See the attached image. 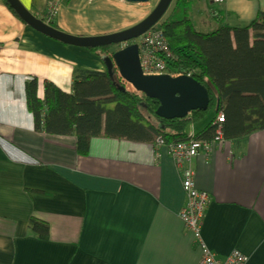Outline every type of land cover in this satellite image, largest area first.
Wrapping results in <instances>:
<instances>
[{"label":"crops","instance_id":"1","mask_svg":"<svg viewBox=\"0 0 264 264\" xmlns=\"http://www.w3.org/2000/svg\"><path fill=\"white\" fill-rule=\"evenodd\" d=\"M19 1L37 19L51 5ZM123 2L64 0L52 19L56 27L49 26L106 35L112 26L91 34L94 21L122 10L133 18ZM200 3L218 5V22L229 27L246 26L264 10V0ZM117 22L116 29L131 24ZM75 69L106 71L93 51L36 32L0 0V264H197L199 249L179 217L187 168L209 195L200 225L206 246L219 260L237 250L246 264H264V130L223 140L184 165L156 141L124 140L121 127L120 138H91L80 154L74 136L34 130L24 91L35 79L41 99L45 83L70 94ZM204 126L191 123L187 133ZM32 221L47 226L44 238Z\"/></svg>","mask_w":264,"mask_h":264},{"label":"trees","instance_id":"2","mask_svg":"<svg viewBox=\"0 0 264 264\" xmlns=\"http://www.w3.org/2000/svg\"><path fill=\"white\" fill-rule=\"evenodd\" d=\"M2 1L15 15L5 0ZM173 1L168 16L154 28L162 32L168 47L169 73H190L207 90L206 110L191 112L187 119H161L155 115L156 100H141L135 92L119 89L123 84L115 68L112 81L106 71L75 69L70 94L45 83L41 99L37 95L36 80L25 81L26 107L32 115L34 130L74 136L80 154L86 153L91 138H120V127L124 140L161 139L169 145L188 139L189 124L208 119L193 139L209 142L214 137L211 122L220 112L224 117L223 140L244 141L254 132L264 130V10L258 11L246 26L229 27L218 22L216 30L204 33L194 28L190 0ZM107 47L88 50L100 58L117 49L107 51ZM31 225L45 237L46 225L36 221Z\"/></svg>","mask_w":264,"mask_h":264},{"label":"water","instance_id":"3","mask_svg":"<svg viewBox=\"0 0 264 264\" xmlns=\"http://www.w3.org/2000/svg\"><path fill=\"white\" fill-rule=\"evenodd\" d=\"M126 3H146L148 0H122ZM15 15L36 32L64 45L80 48H99L120 45L129 42L147 32L157 24L167 11L172 0H159L152 11L134 26L106 35L74 36L57 30L43 23L32 15L19 0H5ZM106 73L113 80L114 68L119 77L129 84L134 91L145 98L158 102L155 115L161 119H187L191 112L206 110L209 95L203 85L186 75L170 76L168 74L153 76L142 73L138 48L134 43L119 48L111 55L100 57ZM124 91L123 86H119Z\"/></svg>","mask_w":264,"mask_h":264},{"label":"built area","instance_id":"4","mask_svg":"<svg viewBox=\"0 0 264 264\" xmlns=\"http://www.w3.org/2000/svg\"><path fill=\"white\" fill-rule=\"evenodd\" d=\"M63 1L51 0V5L44 17L41 18V21L47 25L51 24ZM211 1L214 3L223 2V0ZM134 43L138 48V58L143 74L153 76L168 74L175 76L169 73L167 69L166 58L170 57V53L160 30L152 28L134 39ZM184 75L191 76L190 73ZM138 96L141 100L144 98L141 94ZM223 120L224 117L221 112L212 120L211 125L214 127V137L209 142L193 139V134H189L187 140L169 145L164 144L161 139H157L155 142L156 146H166L168 154L175 163L188 164L199 152H208L213 145L222 143L221 124L224 122ZM181 174V186L187 203L181 209L179 217L184 227L191 233L199 249L200 256L197 264H246L248 258L237 250L231 251L224 260H219L206 246L201 237L200 225L204 209L209 203V195L206 191L198 190L195 187L193 173L189 168L185 169Z\"/></svg>","mask_w":264,"mask_h":264},{"label":"rangeland","instance_id":"5","mask_svg":"<svg viewBox=\"0 0 264 264\" xmlns=\"http://www.w3.org/2000/svg\"><path fill=\"white\" fill-rule=\"evenodd\" d=\"M158 1L159 0H148V2H146V3H126V2H123L124 3L123 5L127 8H129V10H130L129 14L133 15V18L127 14L126 10H122L121 13H119L120 17H116V18H114L115 16L114 17H108V18H105V21H103V19L101 20L98 18L96 21H94V27H93V29H91V34L92 33L94 34V33H97V32L103 31V30H105L103 34H109L112 32H117L120 30L130 28V27L134 26L135 24H137L138 22H140L142 20V18H145L152 11V9L155 7V5L158 3ZM63 2H61V5ZM173 3H174V1L172 0L170 6L168 7L167 11L162 16L160 21H163L165 19V17L168 16L170 10L173 7ZM63 7L66 8L67 6L65 5ZM195 8L199 9V11L196 10L195 14H193L192 11ZM190 10H191L190 17L193 21L194 28L197 31L208 33V32H211L213 30H216L218 28V26L220 24V23H218V5L207 4V6H204L200 3V0H190ZM219 10H220V8H219ZM215 11H217V15L214 16L213 14H215ZM64 16H66V15L64 14ZM100 17H102V16H100ZM134 17H135V19H134ZM111 18H114L117 20H112ZM66 19H67V21H69V19L67 17H66ZM139 19H141V20H139ZM123 20H125L127 24H129V23H131V24H129L128 27H125V28L122 27L124 29L114 28V26H116V24L113 26V21H118L117 23H121ZM110 21H112V22H110ZM160 21L158 22V24L160 23ZM221 24H223V22H221ZM51 25L55 26L54 23ZM106 26H112V27H111V29H109V28L103 29V27H106ZM58 30L65 32L67 34H70V35H75V33H73L74 30H72L71 28H66V27L60 28V27H58ZM115 48H118V46L117 45L108 46L107 51H112ZM122 84H123L122 86H124L128 91L132 89L126 82L122 81ZM207 121H208V119L206 121H204L203 123L206 124Z\"/></svg>","mask_w":264,"mask_h":264},{"label":"clouds","instance_id":"6","mask_svg":"<svg viewBox=\"0 0 264 264\" xmlns=\"http://www.w3.org/2000/svg\"><path fill=\"white\" fill-rule=\"evenodd\" d=\"M41 20V19H40ZM158 24V23H157ZM157 24H155L152 28H154ZM47 25V24H46ZM50 25V24H49ZM151 28V29H152ZM150 30V29H149ZM136 39V38H135ZM131 43H134V39L129 41V42H126V43H123V44H120L118 45V48L116 50H118L119 48H122V47H125L127 44H131ZM135 44V43H134ZM180 75V74H179ZM181 75H184V74H181ZM119 76V75H118ZM175 76H178V75H175ZM191 77V76H190ZM120 78V77H119ZM121 79V78H120ZM122 80V79H121ZM123 81V80H122ZM129 85V84H128ZM130 86V85H129ZM124 87V86H123ZM131 87V86H130ZM125 88V87H124ZM132 88V87H131ZM126 89V88H125ZM127 90V89H126ZM131 91L135 92L137 95H139L140 93H137L136 91L132 90ZM142 95V94H141ZM143 96V95H142ZM145 99V97L143 98Z\"/></svg>","mask_w":264,"mask_h":264}]
</instances>
